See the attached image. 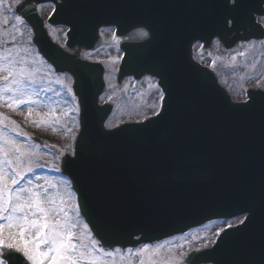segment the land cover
<instances>
[{
    "label": "water",
    "instance_id": "1",
    "mask_svg": "<svg viewBox=\"0 0 264 264\" xmlns=\"http://www.w3.org/2000/svg\"><path fill=\"white\" fill-rule=\"evenodd\" d=\"M230 1L25 0L16 7L40 55L73 80L80 130L61 173L104 249L124 251L246 216V225L223 231L211 249L190 253L185 264H260L264 258V92L248 91L246 103L234 104L192 60L196 42L206 51L214 38L227 49L263 39L255 16L264 17V0ZM44 3L55 6L48 23L68 29L64 49L38 17L36 6ZM112 26L122 38L140 28L148 33L141 43L121 44L118 87L125 78L148 76L164 99L156 117L108 131L113 105H98L103 67L82 55L95 50L101 28Z\"/></svg>",
    "mask_w": 264,
    "mask_h": 264
},
{
    "label": "rangeland",
    "instance_id": "2",
    "mask_svg": "<svg viewBox=\"0 0 264 264\" xmlns=\"http://www.w3.org/2000/svg\"><path fill=\"white\" fill-rule=\"evenodd\" d=\"M22 1L20 0V2ZM9 3L12 7L11 12L8 11L7 7ZM16 5L14 0H6L4 18L8 20V23L0 24V51L7 52L11 49L14 55L18 52L19 57L30 62L29 67L37 69L35 91L40 93L39 97H34L40 100L39 105H23L14 111L7 106H0V114L15 121L24 135L17 136L15 132L8 134L32 153L23 163L25 165L30 164L33 170L25 173L24 179L21 180L18 187L27 186L29 181L32 182L33 186L43 185L46 179L55 183L57 188L52 191H59L66 201L64 208L68 212L70 220L77 225L74 231L77 234L83 233L85 241L90 242L88 237L91 235L88 230L85 232V224L82 223L76 211L75 197L70 184L61 176L60 171L54 170L60 168V159L64 154L72 155L74 135H77L79 130L78 113L73 110L77 106L74 107V102L71 101L72 95L68 92V88H71V81L65 76H54L50 68L37 56V51L31 44V31L24 22L18 24L15 20L14 8ZM39 10L41 17L45 19L49 16L51 6H41ZM64 32L65 30L62 28L49 30L53 39L58 43L62 42ZM141 32L137 34V38L134 40L142 41L145 38ZM103 37L106 38L105 35ZM107 44H103L97 54L86 55L89 59L104 61L106 65V93L102 95L100 103L112 102L114 104V112L106 123V128L110 130L122 124L139 123L153 117L160 110L161 104V93L155 81L148 80V78H143L138 82L127 79L124 87L118 89L115 83V75L120 58H118L117 53L111 51L112 49L104 47ZM115 44V49H117V43ZM215 44L217 46L220 43L215 42ZM211 48L212 62L211 60L203 61V59L200 63L212 69L233 102H244L246 91L249 89L264 91V39L257 43L241 44L229 53L219 56L218 46L213 45ZM108 53L109 55H107ZM240 53H244V55H240ZM109 56H113L112 60L108 59ZM198 56H201L199 52ZM106 59L108 60L107 63ZM198 59L200 58L198 57ZM258 62H262V64L259 66ZM57 80L62 81L63 86L56 83ZM45 105L54 108L55 114L51 117H45L44 113L49 111V107H45ZM28 107L34 108L30 117L27 116ZM37 111L40 113L39 116L36 115ZM57 118L59 123L56 122ZM41 119L47 122L37 127L36 125ZM11 127L9 125V128ZM240 220L242 218L228 222H214L174 240L149 246V253L143 257L145 264L155 249H159V252L157 255L151 256V259L157 261L167 259L171 264H184V259L188 253L212 246L217 238V232L221 233V229L229 228V224H232L233 227L240 224ZM161 245L163 247H160ZM113 253V257H103V264H129V261L131 264H139L140 258L135 255L129 256V252L123 254L115 250Z\"/></svg>",
    "mask_w": 264,
    "mask_h": 264
},
{
    "label": "snow or ice",
    "instance_id": "3",
    "mask_svg": "<svg viewBox=\"0 0 264 264\" xmlns=\"http://www.w3.org/2000/svg\"><path fill=\"white\" fill-rule=\"evenodd\" d=\"M14 2L19 4L20 0ZM238 2L239 0H234V3ZM5 6L6 0H0V24L8 23L4 18ZM7 7L11 12L10 3ZM15 20L18 24L23 23L20 16H15ZM141 35L147 36L148 33L141 32ZM17 57L19 53L14 55L11 49L7 52L0 51V106H7L13 111L23 105L40 104V100L34 98L40 95L35 91L37 69L29 67L30 62L23 57ZM56 83L62 84V81L57 80ZM68 92L76 99L71 88H68ZM160 99L163 101V93ZM73 110L78 113L79 107ZM33 111V107H28L27 116L30 117ZM55 111L49 107L44 116L51 117ZM36 115L39 116L40 113L37 111ZM46 122L41 119L36 126ZM56 122L59 123L58 118ZM9 125L12 127L9 128ZM9 132H15L17 136L24 135L15 121L0 114V264H11L13 259L16 264H103L104 256L113 257L114 253L104 249L98 240L89 236L90 242H86L83 233L77 234L74 231L77 225L70 220L64 208L66 201L63 196L59 191H52L57 186L51 180L46 179L43 185L34 186L29 181L27 186L18 187L25 173L33 170L30 164L23 163L32 153L14 140ZM54 170L60 171L59 168ZM76 211L78 213V209ZM239 223L246 225V220H240ZM84 227L86 232L87 226ZM228 227L233 225L229 224ZM216 235L219 236L220 233L217 232ZM116 251L119 252V249ZM158 252L159 249L151 252L147 264H171L167 259H151ZM148 253L147 245L135 253L129 250V256L140 258L139 264H145L143 257ZM260 264H264V258Z\"/></svg>",
    "mask_w": 264,
    "mask_h": 264
},
{
    "label": "flooded vegetation",
    "instance_id": "4",
    "mask_svg": "<svg viewBox=\"0 0 264 264\" xmlns=\"http://www.w3.org/2000/svg\"><path fill=\"white\" fill-rule=\"evenodd\" d=\"M40 9V8H39ZM55 29H58V28H55ZM102 34L105 35L106 39H108V41L114 45L115 47V43L118 44V41L115 39V32H114V29H110V30H103L102 31ZM199 48V46H196L195 47V50H197ZM200 58V57H199ZM199 61H202L201 58L198 59Z\"/></svg>",
    "mask_w": 264,
    "mask_h": 264
},
{
    "label": "bare ground",
    "instance_id": "5",
    "mask_svg": "<svg viewBox=\"0 0 264 264\" xmlns=\"http://www.w3.org/2000/svg\"><path fill=\"white\" fill-rule=\"evenodd\" d=\"M133 36L135 37L136 35L134 34Z\"/></svg>",
    "mask_w": 264,
    "mask_h": 264
}]
</instances>
